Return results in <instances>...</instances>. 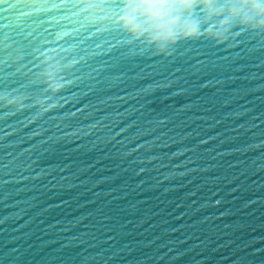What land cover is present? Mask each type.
<instances>
[{"label":"water","instance_id":"95a60500","mask_svg":"<svg viewBox=\"0 0 264 264\" xmlns=\"http://www.w3.org/2000/svg\"><path fill=\"white\" fill-rule=\"evenodd\" d=\"M74 2L0 10V95L27 97L0 104V264H264V33L159 55ZM46 45L70 64L48 112Z\"/></svg>","mask_w":264,"mask_h":264},{"label":"clouds","instance_id":"9594fccd","mask_svg":"<svg viewBox=\"0 0 264 264\" xmlns=\"http://www.w3.org/2000/svg\"><path fill=\"white\" fill-rule=\"evenodd\" d=\"M2 11L15 10L13 23H20L30 11L45 13L64 9L68 0H0ZM71 15L84 22L105 21L117 28L130 41H141L155 54L167 55L182 41L205 39L214 44L230 43L240 32L264 33V0H75ZM57 21L64 17H53ZM68 32L57 29L52 35L62 41ZM62 49L44 46L35 50L37 70L34 80L42 94L32 104L44 112L55 110L57 97L69 83L65 72L70 64L61 55ZM27 97L24 94L0 95L5 109L19 111Z\"/></svg>","mask_w":264,"mask_h":264}]
</instances>
